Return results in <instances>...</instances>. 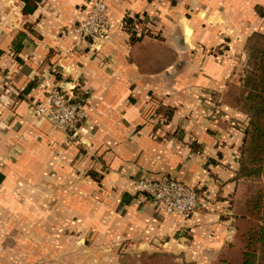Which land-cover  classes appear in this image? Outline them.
Masks as SVG:
<instances>
[{
  "label": "crops",
  "instance_id": "1",
  "mask_svg": "<svg viewBox=\"0 0 264 264\" xmlns=\"http://www.w3.org/2000/svg\"><path fill=\"white\" fill-rule=\"evenodd\" d=\"M105 1L110 35L94 51L71 31L88 0H0V264L152 253L213 264L242 181L246 118L228 84L247 38L264 33V2ZM53 86L83 105L73 140L33 115ZM161 177L196 191L194 214H169L132 188Z\"/></svg>",
  "mask_w": 264,
  "mask_h": 264
},
{
  "label": "trees",
  "instance_id": "2",
  "mask_svg": "<svg viewBox=\"0 0 264 264\" xmlns=\"http://www.w3.org/2000/svg\"><path fill=\"white\" fill-rule=\"evenodd\" d=\"M23 2L27 5L29 0ZM33 7L25 6L23 11L30 13ZM256 11L262 15L263 6L257 4ZM124 28L134 37L131 19L125 20ZM245 43V61L234 71L228 84L227 102L240 109L244 103L248 105L247 113L243 114L246 128L237 161V177L241 183L255 178L263 184L246 204L232 205L233 232L213 264H264V34L254 32ZM128 264L179 263L170 255L152 253Z\"/></svg>",
  "mask_w": 264,
  "mask_h": 264
},
{
  "label": "built area",
  "instance_id": "3",
  "mask_svg": "<svg viewBox=\"0 0 264 264\" xmlns=\"http://www.w3.org/2000/svg\"><path fill=\"white\" fill-rule=\"evenodd\" d=\"M87 4L86 17L75 24L71 31L78 44L86 43L95 51L110 35L107 5L105 0H88ZM82 106L81 100L72 92L53 86L45 91L42 101L33 104V115L46 120L53 128L65 134L67 139L73 140L79 127ZM132 188L139 196L160 204L169 214L188 217L199 207L196 191L174 178H137Z\"/></svg>",
  "mask_w": 264,
  "mask_h": 264
},
{
  "label": "rangeland",
  "instance_id": "4",
  "mask_svg": "<svg viewBox=\"0 0 264 264\" xmlns=\"http://www.w3.org/2000/svg\"><path fill=\"white\" fill-rule=\"evenodd\" d=\"M247 106L248 105H246V103L242 105V113H247ZM261 184H263L262 180L255 178L242 182L239 186L240 188L238 194L239 196L237 198V204H239V206L246 204L249 199L255 194Z\"/></svg>",
  "mask_w": 264,
  "mask_h": 264
}]
</instances>
